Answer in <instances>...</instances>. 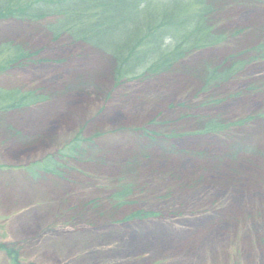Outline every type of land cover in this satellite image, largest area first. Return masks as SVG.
Wrapping results in <instances>:
<instances>
[{"label": "rangeland", "instance_id": "374dc122", "mask_svg": "<svg viewBox=\"0 0 264 264\" xmlns=\"http://www.w3.org/2000/svg\"><path fill=\"white\" fill-rule=\"evenodd\" d=\"M231 10L217 28L264 21V5ZM42 24L0 19V45L20 43L45 60L0 71V264H264V61L246 64L209 92L200 91V79L180 72L99 94L81 84L112 87L110 56L63 37L53 42ZM250 38L241 44L253 45ZM226 53L222 46L198 51L180 65L222 62ZM250 86L255 91L245 92ZM16 89L48 94L41 103L17 107L9 101ZM211 98L218 104L208 105ZM186 114L247 122L229 134L195 135L194 119ZM142 127L176 130L166 141L175 150L157 155L163 142L143 136L137 131ZM76 137L81 142L72 158L66 148ZM225 140L249 145L253 153L212 163L207 157L227 150ZM135 143L150 156L137 177L155 184L140 193L135 207L116 208L112 217L72 218L86 215L73 210L72 201L104 204L114 180L128 179L121 171ZM50 155L61 165L59 173L42 168ZM201 168L204 178L193 180ZM159 183L166 191L152 195ZM140 203L158 216L124 221Z\"/></svg>", "mask_w": 264, "mask_h": 264}, {"label": "trees", "instance_id": "16d2710c", "mask_svg": "<svg viewBox=\"0 0 264 264\" xmlns=\"http://www.w3.org/2000/svg\"><path fill=\"white\" fill-rule=\"evenodd\" d=\"M261 5H264V0H0V19H14L38 25L44 23L42 27L45 32H48L53 42L63 37L64 39H61L64 42L75 45L85 44L110 56L112 87L94 83L96 81L81 84L82 88L89 86L95 88L99 94H111L112 92L116 94L117 88L126 83L180 72L186 74L189 72L194 76L192 79L195 77L200 79V91L209 92L234 78L246 64L264 61V21L255 22L248 27L236 25L230 28L227 25L217 28L222 24L219 18L228 22L231 9L234 7ZM249 37L256 41L253 45L241 44L243 38L249 40ZM4 43L5 45H0V56L1 54L5 56L4 63L0 62V71L4 67V69L11 66L20 68L45 61L38 56L39 51L31 52L26 46L12 41ZM221 46L229 52L224 56L225 61L218 62L213 58L189 68L180 65L183 60L198 51ZM231 50H238V52L233 53ZM62 86L63 89L67 87L64 84ZM189 86L192 87V85ZM187 87L188 85L186 89ZM248 88L249 90L245 92L255 91L253 86ZM66 91H72L71 87ZM11 92L13 98L9 101L10 103L17 101V107H28L41 103L48 94L47 91L22 92L19 89ZM0 96L4 95L0 94ZM207 103L208 105L218 104L212 98ZM186 115L194 119L189 122L195 129L192 132L195 135H216L225 132L229 134L232 128L247 122L246 119V121L236 119L232 122H225L218 116L192 117L191 114ZM137 131L142 132L143 136H147L146 138L153 142H163L161 144L163 150L157 155L166 158L171 149L175 150L173 145L167 144L166 141L177 136L176 130L165 134L162 131H152L147 127H142ZM80 142V137H76L67 146L66 151L72 158L75 156L72 153L76 154L75 151L80 147ZM135 144L134 150L125 153L124 171H121L128 179L121 177L114 180H118V184L113 192H106L108 193L106 194L108 195L107 201L104 202L106 205L100 203V199L85 204H83L84 201H72L73 210L86 212V215H74L72 218L88 217L90 219L95 217V214L112 217L116 208L119 210L126 206L134 205L135 207V200L141 196L140 193L155 184L150 182L151 179L148 182H146L147 179L140 182L142 177H137L140 163L150 159V156L147 152H143L146 149H141L139 144ZM228 146L229 150L234 146L235 149L240 148L242 151L249 150L247 146L238 147L237 144L229 143ZM223 152L211 156L205 152L208 156H205V159L207 157L212 163L220 164L224 158L232 160L239 158L237 153ZM198 153L201 154L202 151ZM54 158V155H50L45 160L42 165L44 171L52 174L59 173L57 170L61 165ZM207 166L210 164L207 163ZM201 169V174H203L193 180L200 181L204 178V169ZM181 181L182 179L179 180V186H182ZM156 187L152 189V195L157 194L158 191H166L162 183ZM109 205L111 207L106 208ZM138 205H140L139 209L134 208L125 215L124 221H142L158 216L159 212L146 209L143 203Z\"/></svg>", "mask_w": 264, "mask_h": 264}, {"label": "bare ground", "instance_id": "6f19581e", "mask_svg": "<svg viewBox=\"0 0 264 264\" xmlns=\"http://www.w3.org/2000/svg\"><path fill=\"white\" fill-rule=\"evenodd\" d=\"M118 119V118H117ZM227 142V146H226V149L227 150H224V153H226V151H228V152H230V153H232V152H234V150H235V146H234V148H232L231 150H229V146H228V144L230 143V142H228V141H226L225 140V143ZM208 153V152H207ZM208 155V154H207ZM242 155V153H240L239 154V157ZM209 156H211V154L209 155ZM143 246H145V243H144V245ZM139 247H142L141 245H139V244H137V245H135V248H139Z\"/></svg>", "mask_w": 264, "mask_h": 264}]
</instances>
